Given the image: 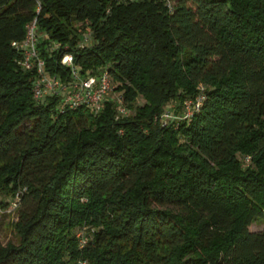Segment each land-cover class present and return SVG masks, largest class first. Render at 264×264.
Wrapping results in <instances>:
<instances>
[{"label": "trees", "instance_id": "obj_1", "mask_svg": "<svg viewBox=\"0 0 264 264\" xmlns=\"http://www.w3.org/2000/svg\"><path fill=\"white\" fill-rule=\"evenodd\" d=\"M169 1L0 0V264H264V0ZM33 19L47 76L70 82V55L132 115L37 101L12 47Z\"/></svg>", "mask_w": 264, "mask_h": 264}, {"label": "built area", "instance_id": "obj_2", "mask_svg": "<svg viewBox=\"0 0 264 264\" xmlns=\"http://www.w3.org/2000/svg\"><path fill=\"white\" fill-rule=\"evenodd\" d=\"M113 1L118 4H125L137 2L139 0ZM160 1L165 2L167 7L171 6L169 0ZM37 30L36 19H33L25 26V37L23 41L20 43H12V47L18 50L21 54V58L17 63L18 66L24 71H30L36 68L37 77L33 84V92L34 98L37 101H42L45 97L50 95H57L59 96L57 110H59L60 113H64L67 110L76 109L81 106H87L99 110L105 100H111L116 105V111L119 117L129 115L130 110L123 105L119 94L116 95L115 99L107 97V95L114 91V86L106 72H101L98 76L83 77L79 74L77 67L74 66L72 57L66 55L63 57L61 64L70 70L72 80L68 83H64L58 77L47 76L43 69L44 63L38 58L37 44L39 36ZM87 37L85 38V41H87ZM198 89L202 92L203 87L199 86ZM201 100L202 97L198 95L195 101H184L182 114L180 115H176L174 112L166 108L159 117V121L162 122L161 126L165 127L172 123V121H181L182 119L191 117L193 112L199 109ZM18 201L19 193L17 192L13 197L9 198L8 208L6 210L0 208V212L16 211ZM84 230H81L76 234V237L79 239V246L81 247L87 243V238L83 233ZM73 264L88 263L84 260H77Z\"/></svg>", "mask_w": 264, "mask_h": 264}, {"label": "rangeland", "instance_id": "obj_3", "mask_svg": "<svg viewBox=\"0 0 264 264\" xmlns=\"http://www.w3.org/2000/svg\"><path fill=\"white\" fill-rule=\"evenodd\" d=\"M91 42L92 39H90ZM116 95H118V92L112 91L109 95H107L108 98L115 99ZM114 103V102H113ZM144 100L140 97L136 100V105L141 106L143 105ZM183 106V102H176V101H170L168 104H166V108L171 110L172 112L176 113L178 109L180 110ZM180 107V108H179ZM132 112H134V108H130V113L127 116H131ZM244 164L247 163V161H243ZM17 221V212L11 211V212H0V244L5 245L8 242L16 243L17 242V236L14 230V225ZM262 225L260 222L256 221L254 224H252L249 227L250 232H260L262 230ZM87 230V229H86Z\"/></svg>", "mask_w": 264, "mask_h": 264}]
</instances>
